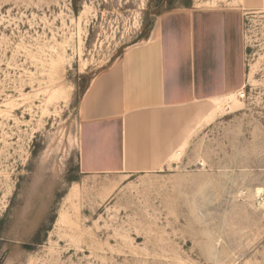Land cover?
Segmentation results:
<instances>
[{"label": "rangeland", "instance_id": "1", "mask_svg": "<svg viewBox=\"0 0 264 264\" xmlns=\"http://www.w3.org/2000/svg\"><path fill=\"white\" fill-rule=\"evenodd\" d=\"M209 9L240 19L238 85L155 108L133 163L82 172L94 76ZM0 264H264V0H0Z\"/></svg>", "mask_w": 264, "mask_h": 264}, {"label": "crops", "instance_id": "2", "mask_svg": "<svg viewBox=\"0 0 264 264\" xmlns=\"http://www.w3.org/2000/svg\"><path fill=\"white\" fill-rule=\"evenodd\" d=\"M239 33L233 12L181 10L161 16L146 44L125 49L84 92L81 171L126 169L133 163L135 132L153 125L155 108L234 89L240 82Z\"/></svg>", "mask_w": 264, "mask_h": 264}, {"label": "bare ground", "instance_id": "3", "mask_svg": "<svg viewBox=\"0 0 264 264\" xmlns=\"http://www.w3.org/2000/svg\"><path fill=\"white\" fill-rule=\"evenodd\" d=\"M220 106V105H219ZM63 216V215H62ZM65 217V216H64ZM62 221V220H61Z\"/></svg>", "mask_w": 264, "mask_h": 264}]
</instances>
